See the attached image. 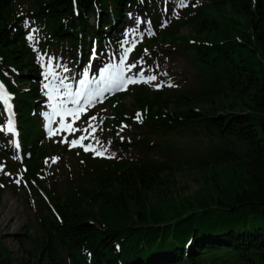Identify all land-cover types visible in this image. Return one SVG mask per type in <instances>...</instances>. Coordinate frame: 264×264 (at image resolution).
Masks as SVG:
<instances>
[{"label":"trees","instance_id":"obj_1","mask_svg":"<svg viewBox=\"0 0 264 264\" xmlns=\"http://www.w3.org/2000/svg\"><path fill=\"white\" fill-rule=\"evenodd\" d=\"M29 1L21 12V0H0V78L18 107L29 155L24 178L35 183L39 208L52 217L39 215L38 234L18 237L25 252L19 264H264V0H208L166 26L173 0ZM128 14L161 29L138 46L137 58L152 63L157 53L145 50L166 44L189 59L196 76L184 88L150 89L141 82L111 97L117 104L104 130L116 145L141 154H84L91 171L60 193L43 178L47 150L38 142L45 94L25 21L43 26L38 48L55 59L71 56L78 69L95 48L98 70L118 47ZM183 26L194 36L180 35ZM128 95L129 109L122 103ZM135 107L145 117L142 125L132 118ZM1 114L0 104V120ZM124 120L133 137L117 134ZM177 132L203 138L196 150L174 151L167 138ZM158 149L162 154H150ZM7 152L0 135V156ZM184 174L195 177L196 189L179 180ZM0 264H13L1 242Z\"/></svg>","mask_w":264,"mask_h":264},{"label":"rangeland","instance_id":"obj_2","mask_svg":"<svg viewBox=\"0 0 264 264\" xmlns=\"http://www.w3.org/2000/svg\"><path fill=\"white\" fill-rule=\"evenodd\" d=\"M173 1L171 16L168 19L166 18L162 20V25L164 26L178 21L185 10L192 8L193 6L196 7L197 5H202L208 0H185L187 6L183 8L179 7V0ZM29 3V0H21L19 10L23 12V10L30 9ZM90 19L93 22L94 16H91ZM127 21L128 26L121 37L122 39L119 41L118 47L107 52L109 53V62H106L100 66L98 70H94V65L97 61V57L93 56L94 50H90L88 53V55H90L89 62L83 65L81 69H78V66H75L73 63V58L71 56L61 55L58 59H55L54 55L52 54L53 51H47L46 48H38L36 44V38L43 31V26L38 24L36 20H33V18L30 17H28L25 21L26 41L34 51L36 59L41 64L42 90L45 94V97L41 102L43 105V110L40 116L39 129L41 130L42 134L38 142L39 148L47 150L43 160V178H45V184H48L53 188L55 185L56 190L58 192L60 191V193L67 191L73 182H78L85 179L88 171H91L92 163L91 161L84 158V154H90L92 157L98 158H108L109 156L113 157L115 155H126L130 157L141 154V151L134 146L127 149L123 146L116 145L113 142L112 133L106 132L104 130V128H106L107 119L113 116V107L115 104H117V101L114 104L112 101L111 103L108 102L109 99L116 95L127 92L133 84L128 85L127 91L105 93L102 102H96L94 106L89 105L87 108L86 113L89 111V109H98L94 114V116L98 117V120L92 122L94 126H97V131L94 134V138L90 137L89 139H86L84 144L87 145L88 143H92L94 147L102 151L103 149L96 143L97 140L100 141V143L107 148V152L104 156H96L92 151L85 152L82 147H70L69 143L60 142L63 136H67L68 141H71L73 139H77L80 135H87L85 132L77 131L74 134L63 133L49 137V122L45 114H50L52 109L51 102L48 99V90L44 88V84L48 83L51 79H45V72L48 70L50 58L55 72L60 76L67 77L68 79L66 80V83H71L73 85V90H75L78 86V80L82 78L84 71H88L90 79L92 77L98 78L99 71L103 67L107 66L108 64H118L124 50L130 47L132 48V51L128 54L127 60L125 62V68L127 69L128 65L133 63H136L137 67L132 68L131 71H126V76H134L139 78L140 72L144 73L145 78L155 75L157 77L155 81L145 83V85L150 89L170 90L184 88L192 83L194 77L196 76V71L192 68L189 59L177 52L178 50H175L174 47H169L166 44L155 48V50H152V48L147 49L145 53H157L155 57H151L154 59L152 63H148L147 58L145 57L137 58L136 50L138 46L150 43L156 37V35L160 33L161 29L152 27L144 17L136 18L134 14H128ZM149 32L154 33V35H149ZM30 35L35 37V39L29 40L28 37ZM180 35L191 38L194 36V31L189 26H183L180 29ZM133 42L135 43V47H132ZM158 44H161V41ZM40 57H43V60H41ZM57 65H60L61 67H57ZM64 67H67L70 71L64 72ZM169 83L173 84L174 86L168 87L167 85ZM157 85H160V87H157ZM122 103L128 109L131 108L133 106L132 97L130 95L126 96L123 98ZM68 106L73 107L71 104ZM137 112L142 114V111L135 107L134 115L132 116L133 120ZM86 113H81L80 119L77 120L73 125L75 128H87L89 120H84V115ZM128 115L129 112H126V114L124 113L123 116ZM104 116H106L105 119ZM99 118H103V124H99ZM59 119L60 118L58 116L53 118V120L56 121L51 125L53 129L58 127L57 122ZM144 120L145 117H143L142 122H139V124L142 125ZM71 121V117H66V122ZM122 123L128 125V127L122 132L119 131L120 137H133V133L131 132L133 131V125L126 120L122 121ZM118 130H120V128ZM2 131L3 128H0L1 133H3ZM202 138L203 137H191L187 134V132H177L169 135L167 139L172 142L175 148L174 151L178 150L190 152L197 149V140ZM53 146L56 147V149L54 151H49ZM8 147L9 150L6 155L0 156V165H3V170L0 171V242L10 249L13 264H19L25 252L22 244L18 240V237H24L26 234L33 236L37 235L39 232L37 217L39 215H43L48 219H51L52 216L46 209L42 210L39 208L38 200L34 192V190L38 191L35 183L28 182L24 178V172H26L25 170L29 169V155H27L25 147L24 151L20 153H17L13 148L12 152L9 144ZM58 147L61 148L58 149ZM174 151L169 150L167 153L172 154ZM150 154H162V150L158 149L154 152H150ZM52 157H59L60 159L56 163H52ZM46 159L48 160V164L45 163ZM18 178L21 179V183L19 185L15 183V180ZM194 179L195 177H192L188 174H184L179 177V180L185 182L189 191H192L198 187ZM31 186L34 190L31 188ZM26 245L30 247L31 243L27 242Z\"/></svg>","mask_w":264,"mask_h":264},{"label":"snow or ice","instance_id":"obj_3","mask_svg":"<svg viewBox=\"0 0 264 264\" xmlns=\"http://www.w3.org/2000/svg\"><path fill=\"white\" fill-rule=\"evenodd\" d=\"M187 4L185 0H179V7H186ZM150 23V22H149ZM164 26V25H162ZM35 31V30H34ZM149 35H154V33L149 32ZM29 40L35 39L33 36L28 37ZM132 47H135L133 42ZM132 51V48H127L124 50L118 64H108L99 71V77L89 78L88 71H84L82 78L78 80V86L73 90V85L71 83H66L67 77L58 75L51 64V58L48 64V70L45 72V79L50 81L44 84V88L48 90V99L51 102V113H46L48 119V135L53 137L63 133L74 134L77 131L85 132L87 135H80L77 139L68 141L67 136H63L61 143H69L70 147H82L85 152L92 151L96 156H104L107 152V148L104 147L100 141H96L98 145L103 149L98 150L92 143L84 144L86 139L90 137L94 138V134L97 131V126H94L92 122L97 121V116L89 117L88 126L85 129L75 128L73 125L77 120L80 119L81 113H86L89 105L94 106L96 102H102L105 93H111L115 91H127L128 85L137 83H148L150 81H155L157 77L155 75L145 78L144 73H139V78L134 76H126V71H131L132 68H136L137 64L133 63L125 68V62L127 60L128 54ZM147 51V50H145ZM96 53H93L95 56ZM43 60V57H40ZM57 67H61L57 65ZM64 72L70 71L67 67L63 68ZM166 74V73H165ZM168 87H173L174 85L169 83ZM160 87V85H157ZM9 95L4 91V86L0 84V100L4 102L5 105H9ZM71 104L73 107H69ZM59 117L58 127L53 129L52 124L56 121L53 120L54 117ZM66 117H71V122H66ZM134 119L136 122H142V114L137 112ZM99 124H103V118H99ZM128 125L121 124L120 132L124 131ZM7 131L14 132V122L11 118L7 122ZM119 135V132L117 133ZM123 139V137H121ZM110 143V142H109ZM17 147H19L17 145ZM108 158H112L109 156ZM60 158L52 157V163H56ZM48 164V160H45ZM3 170V165H0V171ZM26 171V170H25ZM7 174V173H6ZM10 175V174H9ZM18 185L21 183V179L15 180Z\"/></svg>","mask_w":264,"mask_h":264},{"label":"bare ground","instance_id":"obj_4","mask_svg":"<svg viewBox=\"0 0 264 264\" xmlns=\"http://www.w3.org/2000/svg\"><path fill=\"white\" fill-rule=\"evenodd\" d=\"M16 150H19L18 148H15Z\"/></svg>","mask_w":264,"mask_h":264}]
</instances>
